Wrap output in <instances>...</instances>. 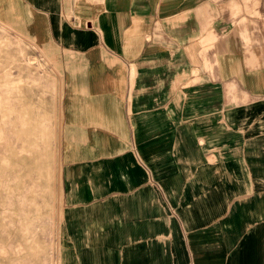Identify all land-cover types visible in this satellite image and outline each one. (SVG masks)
Here are the masks:
<instances>
[{"label":"crops","instance_id":"crops-1","mask_svg":"<svg viewBox=\"0 0 264 264\" xmlns=\"http://www.w3.org/2000/svg\"><path fill=\"white\" fill-rule=\"evenodd\" d=\"M256 5L0 0L61 65L59 264H264Z\"/></svg>","mask_w":264,"mask_h":264},{"label":"rangeland","instance_id":"rangeland-1","mask_svg":"<svg viewBox=\"0 0 264 264\" xmlns=\"http://www.w3.org/2000/svg\"><path fill=\"white\" fill-rule=\"evenodd\" d=\"M62 90L54 52L0 21V264H59Z\"/></svg>","mask_w":264,"mask_h":264}]
</instances>
